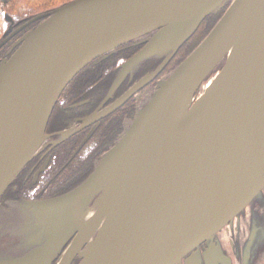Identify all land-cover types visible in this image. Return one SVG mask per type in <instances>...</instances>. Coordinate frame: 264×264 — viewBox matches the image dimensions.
I'll return each mask as SVG.
<instances>
[{"label":"water","instance_id":"95a60500","mask_svg":"<svg viewBox=\"0 0 264 264\" xmlns=\"http://www.w3.org/2000/svg\"><path fill=\"white\" fill-rule=\"evenodd\" d=\"M225 6L88 178L39 203L41 249L11 264L44 260L72 236L58 264L77 254L79 264H235L213 238L248 206L250 235L235 259L255 264L264 246V0H71L25 21L5 13L0 48L38 22L0 61V196L91 60L151 34L123 73L151 56L166 64Z\"/></svg>","mask_w":264,"mask_h":264},{"label":"flooded vegetation","instance_id":"af4514ba","mask_svg":"<svg viewBox=\"0 0 264 264\" xmlns=\"http://www.w3.org/2000/svg\"><path fill=\"white\" fill-rule=\"evenodd\" d=\"M226 7L213 13L216 16L208 30ZM30 29L17 32L0 48V61L9 58L17 48L16 42ZM150 36L127 42L91 60L60 94L47 121L39 151L0 196V264H11L41 249L42 223L36 211L39 203L64 195L82 184L104 153L129 128L159 81L179 63L174 62L177 53L166 64L165 56H151L123 73V66ZM160 66L161 71L154 78L143 82ZM260 213L264 220V206ZM239 216V221L238 216L235 217L232 225L229 222L213 238L215 244L220 243L229 250L235 264V256L243 255L250 235V206ZM73 239L74 236L67 239L59 250L34 264H58ZM206 248V241L200 244L202 252ZM81 260L77 254L70 264H79ZM255 264H264V246L259 248Z\"/></svg>","mask_w":264,"mask_h":264},{"label":"trees","instance_id":"16d2710c","mask_svg":"<svg viewBox=\"0 0 264 264\" xmlns=\"http://www.w3.org/2000/svg\"><path fill=\"white\" fill-rule=\"evenodd\" d=\"M71 0H0V42L5 38L3 33L6 29V23L4 22V14L8 13L15 20H28L39 16L45 12L51 11L52 9L65 4ZM227 5V4H226ZM216 15H209L201 23L195 34L178 50L174 62L178 63L185 58L197 45L199 40L202 38L203 33L201 32L198 37V31L201 28H208L212 18ZM38 21L30 24L25 29L33 28ZM222 64H219L213 71L214 74L221 68Z\"/></svg>","mask_w":264,"mask_h":264},{"label":"rangeland","instance_id":"374dc122","mask_svg":"<svg viewBox=\"0 0 264 264\" xmlns=\"http://www.w3.org/2000/svg\"><path fill=\"white\" fill-rule=\"evenodd\" d=\"M15 20V19H14ZM16 21V20H15ZM6 27H7V24H6ZM199 27H201V26H199ZM209 29V27L208 28H204V27H202L201 28V31H198L197 33H198V37H199V35H200V33L202 32L203 33V36H202V38L199 40V42L197 43V44H199L202 40H203V38L206 36V34L208 33V30ZM199 30V29H198Z\"/></svg>","mask_w":264,"mask_h":264}]
</instances>
